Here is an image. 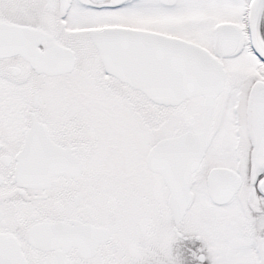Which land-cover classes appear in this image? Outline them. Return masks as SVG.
I'll list each match as a JSON object with an SVG mask.
<instances>
[{"label":"snow or ice","instance_id":"snow-or-ice-1","mask_svg":"<svg viewBox=\"0 0 264 264\" xmlns=\"http://www.w3.org/2000/svg\"><path fill=\"white\" fill-rule=\"evenodd\" d=\"M0 264H264V0H0Z\"/></svg>","mask_w":264,"mask_h":264}]
</instances>
